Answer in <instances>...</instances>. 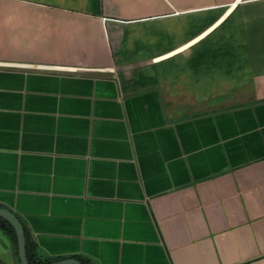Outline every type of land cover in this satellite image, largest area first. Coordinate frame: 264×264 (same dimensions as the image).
Wrapping results in <instances>:
<instances>
[{
    "label": "crops",
    "instance_id": "1",
    "mask_svg": "<svg viewBox=\"0 0 264 264\" xmlns=\"http://www.w3.org/2000/svg\"><path fill=\"white\" fill-rule=\"evenodd\" d=\"M0 207L43 259L264 264V0H0Z\"/></svg>",
    "mask_w": 264,
    "mask_h": 264
},
{
    "label": "water",
    "instance_id": "2",
    "mask_svg": "<svg viewBox=\"0 0 264 264\" xmlns=\"http://www.w3.org/2000/svg\"><path fill=\"white\" fill-rule=\"evenodd\" d=\"M0 217L8 220L15 228L17 234L18 255L20 263L30 264L27 256V240L24 223L19 218V216H17L14 212L7 208L0 207ZM50 264H82V262L77 258H65L59 261H54Z\"/></svg>",
    "mask_w": 264,
    "mask_h": 264
},
{
    "label": "trees",
    "instance_id": "3",
    "mask_svg": "<svg viewBox=\"0 0 264 264\" xmlns=\"http://www.w3.org/2000/svg\"><path fill=\"white\" fill-rule=\"evenodd\" d=\"M0 228H2L5 232H7L13 238L14 243L16 245V249L18 250L17 234H16L15 228L12 226V224L8 220L0 217ZM25 230H26V240H27V256H28V260H29L30 264H50L54 261H59V260L63 259V258H53V259H51V258H47V259L40 258L37 255L33 244L29 240L26 227H25ZM79 260L82 262V264H90L89 261H87L85 259H79Z\"/></svg>",
    "mask_w": 264,
    "mask_h": 264
}]
</instances>
